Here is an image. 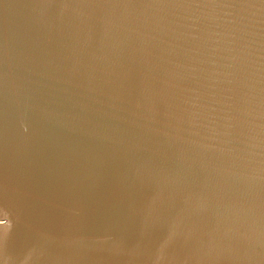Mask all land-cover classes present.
<instances>
[{
    "label": "water",
    "instance_id": "95a60500",
    "mask_svg": "<svg viewBox=\"0 0 264 264\" xmlns=\"http://www.w3.org/2000/svg\"><path fill=\"white\" fill-rule=\"evenodd\" d=\"M0 264H264V0H0Z\"/></svg>",
    "mask_w": 264,
    "mask_h": 264
}]
</instances>
